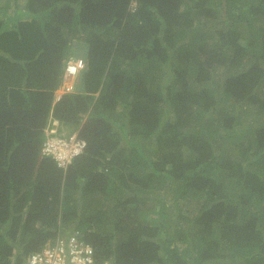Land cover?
Returning <instances> with one entry per match:
<instances>
[{"label": "trees", "instance_id": "16d2710c", "mask_svg": "<svg viewBox=\"0 0 264 264\" xmlns=\"http://www.w3.org/2000/svg\"><path fill=\"white\" fill-rule=\"evenodd\" d=\"M1 3L0 264L75 231L95 264H264V0ZM76 40L86 91L53 103ZM50 116L87 140L67 170Z\"/></svg>", "mask_w": 264, "mask_h": 264}, {"label": "built area", "instance_id": "2783aa9c", "mask_svg": "<svg viewBox=\"0 0 264 264\" xmlns=\"http://www.w3.org/2000/svg\"><path fill=\"white\" fill-rule=\"evenodd\" d=\"M84 66L85 60L73 55L66 62V70L72 75ZM72 87L68 85L67 90ZM86 145V140L79 135L78 130L63 136L51 129L47 131L42 152L54 158L59 167L67 169L73 159L84 152ZM29 264H95L94 248L78 231L61 234L54 242L50 240L43 249L31 254Z\"/></svg>", "mask_w": 264, "mask_h": 264}, {"label": "clouds", "instance_id": "9594fccd", "mask_svg": "<svg viewBox=\"0 0 264 264\" xmlns=\"http://www.w3.org/2000/svg\"><path fill=\"white\" fill-rule=\"evenodd\" d=\"M136 4H137L136 1H134V2L131 4V5L133 6L132 9L134 8L133 10L136 9V8H135ZM76 42H79V41L76 40V41H75V45H76ZM84 42H85V41H84ZM81 54H82V55H76V54L73 55L74 57H81V58H83V59L85 60V66H84V67H83V68H82L77 74L72 75V74L68 73L67 70H66V62H67V59H68L70 56L65 60V69H64V70H65V73L68 74V76H70V77H79L80 74L83 73V70H84L85 67H86V63H87L86 61H87V60H86V55H85V53H83V52L81 51ZM83 54H84V55H83ZM83 79H84V78H83ZM68 85H72L73 87H72L71 89L67 90V86H68ZM74 90H75V85H74L73 83H71V82L66 83V84L64 85V91H63V92H60V93L58 94V96H57L55 102L58 101V100H60L61 97H62L64 94H66L67 92H71V91H74ZM85 91H86V90H84V92H85ZM95 95H96V96L99 95V92H95ZM86 115H87V114H84V115H83V117H84L85 119H86V117H87ZM57 119H58V118H57ZM83 120H84V119H83ZM56 121H57V123H56V124H57V127H56L55 129L53 128V126H52L51 124H50L48 127L45 128L46 137H47V131H50L51 129H52V130L54 129V133L57 134V135H63V136H64V135H69V134H61V133L59 132L60 120L58 119V120H56ZM54 125H55V123H54ZM75 131H77V130H75ZM75 131H73V132H75ZM78 131H79V135H80L81 128L78 129ZM73 132H72V133H73ZM82 138H83V137H82ZM84 139H85V138H84ZM85 140H86V139H85ZM44 141H45V140H44ZM86 142H87V140H86ZM86 147H87V145H86ZM85 150H86V148H85ZM85 150H84V152L81 153V154H84V153H85ZM81 154L77 155V156L73 159V161H74L78 156H80ZM44 155H45V154H44ZM46 156H48V155H46ZM49 157H50V156H49ZM50 158H52V157H50ZM73 161H72V162H73ZM72 162H71V163H72ZM71 163H70V164H71ZM70 164H69V165H70ZM69 165H68V167H69ZM68 167H67V168H68ZM61 168H62V167H61ZM63 169H64V168H63ZM64 170H67V169H64ZM66 233H68V232H66ZM71 233H72V232H71ZM86 241H87V240H86ZM88 242H89V241H88ZM89 243H90V242H89ZM91 245L93 246L92 243H91ZM93 248H94V254H95V247L93 246ZM106 262H108V264H110V261L106 260ZM106 262H105V263H106Z\"/></svg>", "mask_w": 264, "mask_h": 264}, {"label": "crops", "instance_id": "0c3cea01", "mask_svg": "<svg viewBox=\"0 0 264 264\" xmlns=\"http://www.w3.org/2000/svg\"><path fill=\"white\" fill-rule=\"evenodd\" d=\"M18 1H20V7H22L23 5H24V1L25 0H18ZM5 3V2H4ZM4 3H1V0H0V8H1V11L2 12H4V9L2 8V7H5V5H4ZM14 4H17V3H14V2H9V5L10 6H13ZM18 5V4H17ZM12 13H14V12H11V14ZM84 42V41H83ZM85 45H83V47H84ZM75 52H76V50H75ZM81 52V51H80ZM82 52H83V50H82ZM79 53V52H78ZM84 55V54H83ZM84 74L82 73V75H80L79 77H70V76H68V74H66L65 72H64V77H63V80L60 82V84H59V86H58V88L54 91V99H53V103L55 102V100H56V98H57V96H58V94L60 93V92H63L64 91V85L66 84V83H69V82H71V83H73L74 85H75V91H79V92H84V90H86V87H85V81H84V79H82V76H83ZM80 88V89H79ZM82 89H84L83 91H82ZM56 120H58L57 118H53L52 116H50L49 117V119H48V121H47V125H46V127H48L50 124L53 126V128L55 129L56 127H57V121ZM54 123H55V125H54ZM45 127V128H46Z\"/></svg>", "mask_w": 264, "mask_h": 264}, {"label": "rangeland", "instance_id": "374dc122", "mask_svg": "<svg viewBox=\"0 0 264 264\" xmlns=\"http://www.w3.org/2000/svg\"><path fill=\"white\" fill-rule=\"evenodd\" d=\"M225 101V100H224ZM225 102H229V101H225ZM224 103V102H223ZM222 103V104H223ZM228 105V104H227ZM248 108H249V106H247ZM252 107V106H251ZM253 109L250 111V113L249 114H245V112L243 113V122H244V124H243V127H244V133L246 134V135H249V136H251L252 135V133H254V129H253V126L252 125H250V123L249 122H251V123H255V124H259V123H261L264 119V115H263V113H261L258 109H257V107L256 106H253L252 107ZM243 127H238V129L239 130H241V129H243ZM186 153V158L187 159H192V158H194L195 156H196V154L194 153V152H185ZM226 182H228L229 183V185H228V189L229 190H236V188H237V185H235V181L233 180V181H230V180H227ZM233 182V183H232ZM227 183V184H228Z\"/></svg>", "mask_w": 264, "mask_h": 264}, {"label": "water", "instance_id": "95a60500", "mask_svg": "<svg viewBox=\"0 0 264 264\" xmlns=\"http://www.w3.org/2000/svg\"><path fill=\"white\" fill-rule=\"evenodd\" d=\"M83 45H86L85 44V42H83V41H79V42H76V52H75V54L76 55H82L81 54V52L80 51H82L83 50ZM86 47H89V45H86ZM88 49V48H87ZM79 52V53H78ZM85 55H87V53H85ZM80 75H82V73L80 74ZM82 79H83V76H82ZM80 89V88H79ZM84 89H82V91H83Z\"/></svg>", "mask_w": 264, "mask_h": 264}]
</instances>
